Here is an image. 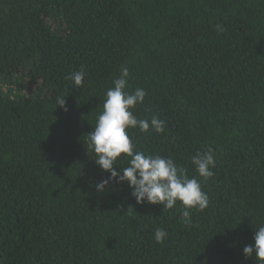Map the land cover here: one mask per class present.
<instances>
[{"label":"trees","instance_id":"trees-1","mask_svg":"<svg viewBox=\"0 0 264 264\" xmlns=\"http://www.w3.org/2000/svg\"><path fill=\"white\" fill-rule=\"evenodd\" d=\"M122 67L146 93L133 114L165 122L128 129L135 149L209 197L190 223L127 183L96 190L110 174L86 135ZM209 149L205 181L192 157ZM261 226L264 0H0V264H259L243 249Z\"/></svg>","mask_w":264,"mask_h":264},{"label":"clouds","instance_id":"clouds-1","mask_svg":"<svg viewBox=\"0 0 264 264\" xmlns=\"http://www.w3.org/2000/svg\"><path fill=\"white\" fill-rule=\"evenodd\" d=\"M129 75L128 68L122 67L119 77L113 81V87L106 92L103 110L96 118L93 131L86 135L88 153H93L96 165L110 174L108 179L95 186L96 190L103 192L110 182L127 183L137 203L147 202L162 205L163 209H172L179 202L185 223H190L191 210H205L209 206V197L202 190L201 181L184 175L174 159L135 149L128 129L138 127L145 133L149 129L163 133L165 122L156 116L147 120L138 119L133 114L132 109L143 103L146 93L141 88H136L132 93L126 91ZM69 79L75 88L83 87L84 70L72 73ZM57 105L65 107V99H58ZM121 160L127 166L117 171L114 166ZM192 164L198 176L205 181L214 175L215 159L211 149L197 153L192 157ZM166 237V231L156 230V242L162 243ZM243 254L246 258L254 256L259 264H264V226L254 232V244L246 246Z\"/></svg>","mask_w":264,"mask_h":264}]
</instances>
